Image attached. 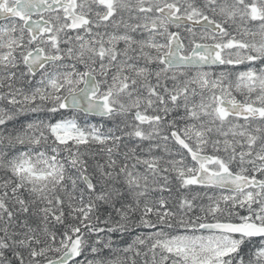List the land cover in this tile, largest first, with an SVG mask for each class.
<instances>
[{
	"label": "snow or ice",
	"instance_id": "snow-or-ice-1",
	"mask_svg": "<svg viewBox=\"0 0 264 264\" xmlns=\"http://www.w3.org/2000/svg\"><path fill=\"white\" fill-rule=\"evenodd\" d=\"M0 264H264V0H0Z\"/></svg>",
	"mask_w": 264,
	"mask_h": 264
}]
</instances>
